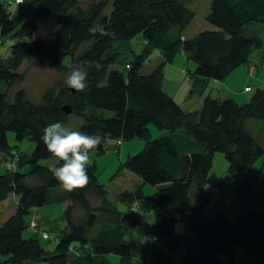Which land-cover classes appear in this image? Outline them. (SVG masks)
Returning a JSON list of instances; mask_svg holds the SVG:
<instances>
[{
	"label": "trees",
	"instance_id": "1",
	"mask_svg": "<svg viewBox=\"0 0 264 264\" xmlns=\"http://www.w3.org/2000/svg\"><path fill=\"white\" fill-rule=\"evenodd\" d=\"M110 1L90 0L80 8L81 0H23L10 11L7 0H0V43L4 36L13 40L9 54H0V203L10 195L17 198L15 211L0 223V264H174L170 251L179 248L184 256L177 264H234L237 258V264L243 258L247 264H264V159L260 168L252 170L264 148L245 126L247 119L264 121V86L254 88L241 105L231 95L218 99L209 94L211 80L223 82L231 71L251 63L253 51L261 48L260 38L242 31L247 24H264V0H211L204 17L209 27L191 38H185L184 31L195 13L178 0H112L105 14ZM51 15L61 17V22L46 45L43 39H33V34L37 22ZM137 36L142 47L135 53L129 41ZM179 51L191 59L182 70L183 80L190 86L188 97L191 93L202 97L198 110H184L163 89V67ZM122 52L131 53V58L113 68ZM154 52L161 62L142 73ZM42 53H47L46 66L56 70L59 79L42 92L40 102L32 101L23 88L10 95L12 85L24 79L19 72L24 60ZM66 57L69 65L64 64ZM81 62L93 67L88 87L77 92L65 84L64 74ZM97 62L103 66L99 71L94 68ZM251 66L253 76L257 66ZM63 105L83 119L77 130L111 134L105 144L92 150L96 155L114 147L110 140H142L143 148L127 157L120 169L137 176L142 184L155 186L156 191L146 196L140 185L121 192L118 196L128 208L120 212L98 182L95 163L88 168L86 186L58 191L60 184L49 166L39 164L41 159L54 158L40 137L48 124L67 122ZM102 110L112 115L103 117ZM150 124L167 133L152 139ZM8 132L16 140L32 141L33 150H12ZM216 152L224 154L229 174H243L232 185L238 196L233 225L227 209L206 213L209 198L203 187ZM5 159L14 162V168L8 169ZM192 190L196 194L191 196ZM90 197L99 198L100 205L92 206ZM51 203L65 205L66 226L57 231L54 248L47 250L40 243V239L49 242L45 229L24 237L29 229L25 216ZM139 210L153 213L156 232L151 239L164 240L167 249H152L150 260L144 259L146 249L133 247L125 239L127 226L140 223ZM106 221L108 227L88 235L96 223ZM158 230L171 234L162 237ZM222 254L227 260L221 259ZM108 255L117 256V262Z\"/></svg>",
	"mask_w": 264,
	"mask_h": 264
},
{
	"label": "rangeland",
	"instance_id": "2",
	"mask_svg": "<svg viewBox=\"0 0 264 264\" xmlns=\"http://www.w3.org/2000/svg\"><path fill=\"white\" fill-rule=\"evenodd\" d=\"M4 1V0H2ZM82 3L79 5L80 8L84 6L85 2L90 0H81ZM98 1V0H96ZM112 1V0H111ZM110 5L107 8L105 14H108L111 9ZM181 3L185 4L187 7L192 9L195 13V17L191 21L188 27L190 34L195 30H203L207 26L204 24V17L208 13L209 3L211 0H178ZM60 20V21H59ZM61 17L57 15H51L45 18L44 20H39L37 22L38 28L33 34V39H43L48 45L53 36L55 29L60 25ZM256 25L254 28L250 24L245 25L242 35L256 36L261 39L262 46L260 49H255L252 53L251 61L257 64V69L264 70V24H251ZM187 27V28H188ZM186 28V29H187ZM185 29V31H186ZM184 31V33H185ZM2 43H0V54L7 55L9 54V46L13 43V40L9 39L8 36L2 38ZM132 50L135 53H138L142 47V41L139 36L131 39L129 41ZM116 44H120L117 42ZM47 53H42L33 59H25L19 68V72H23L24 79L20 83L12 85L9 94L12 95L13 92L19 88L25 89L27 96L32 101L40 102V96L42 92L52 86L58 79L59 74L54 69H49L47 65ZM131 53L122 52L118 62L113 65V68L120 67L119 62L122 60H128L131 58ZM178 56H181L182 62L181 65H178L177 68L171 66L172 62L177 63ZM176 59V60H175ZM191 59L187 58L182 51L177 52L170 63L166 64L163 67V89L164 91L171 95L173 98L177 99L181 87H186L189 91L190 86L184 82V74L182 69H187L186 62H190ZM161 62V56L154 52L149 60L144 62L142 66V73L147 74L151 72L159 63ZM70 58L66 57L64 59V64L69 65ZM244 66V65H243ZM246 66V65H245ZM189 69V68H188ZM179 71L176 72V71ZM191 73V71H188ZM253 72V71H251ZM251 83V82H250ZM219 85L220 90L211 89L210 97L224 99L228 94L235 99L238 104H244L254 91L252 88L250 93H244L245 96H237L241 92L233 93L226 88V79L223 82H213L211 85ZM209 86V87H210ZM192 99L185 101L186 103H180V105L185 106L189 103H194L196 99V94L191 93ZM11 98V97H10ZM241 98V99H240ZM243 98V99H242ZM202 103H199L195 107L198 110L201 107ZM103 114V117H110L112 113L107 110L100 111ZM83 123L81 117L76 116L73 113L67 114L66 124L70 129L77 130L78 127ZM245 126L251 131L253 138L264 148V121L257 119H247ZM150 135L152 139L159 138L167 133V131L158 130L153 124L148 126ZM8 144L12 150H17L20 153H30L34 148V143L28 139L16 140L15 134L12 132L7 133ZM110 146H114L106 153L102 155H96L94 151L89 152L91 163L96 164L97 180L100 184L104 186L107 191V199L110 204L118 211L125 212L127 210V204L120 200L119 194L125 190H133L138 186L142 185V191L144 195H151L156 191V187L150 184H142V181L139 180L134 174H130L124 169H120L121 163H123L127 157L137 154L143 148V141L138 138H133L129 141H123L120 145L117 144V141L110 140ZM118 145V147H116ZM117 149H116V148ZM264 159V155L259 157L253 164L252 170L255 171L260 168ZM56 163V158L41 159L39 161L40 165L50 166ZM26 168V167H24ZM228 163L224 157L223 153L216 152L213 157L212 167L208 173V181L203 187V192L209 198V205L206 207V213L210 214L215 210L227 209L228 218L230 223L233 225L237 213V200L238 196L236 191L233 189L232 185L238 182L242 178V172L239 171L235 175H231L227 172ZM120 169V170H119ZM3 171V168L0 167V172ZM25 171V170H22ZM218 189L223 196L226 197V200L221 198V194L218 195L216 192ZM65 190L61 186L58 188V191ZM192 194H196L195 190H192ZM228 199L230 201H228ZM17 198L13 195H10L5 201L0 203V223L3 222L7 216L15 211ZM89 201L92 206H98L101 203V200L97 197H90ZM230 202V203H229ZM65 205L62 203H51L46 204L38 208L32 209L25 218L29 222L31 219H34L37 222V228L35 230L28 229L24 233V237H29L35 232H39L40 228L45 229L49 233V242L46 240L40 239V243L45 246L47 250L54 248L57 243V231L66 226V220L62 217L63 209ZM79 208V207H78ZM79 210V209H78ZM79 213V211L77 212ZM137 218L140 220L139 224L133 226H127L125 230V239L133 247H139L146 249L144 259L150 260L152 258L150 252L152 249H162L167 251L164 240L158 239L153 241L151 237L156 232L154 225V217L151 211H138ZM110 223L108 221L104 223H96L92 228L89 229L88 235L97 234L102 228L108 227ZM170 255L174 264H177L181 258L184 256V249L179 248L173 251H170ZM108 259L112 262H117L118 257L115 255H108ZM221 259L227 260V256L222 254ZM238 258L234 264H237ZM249 261L245 258L242 259L241 264H247ZM250 264V263H249Z\"/></svg>",
	"mask_w": 264,
	"mask_h": 264
},
{
	"label": "clouds",
	"instance_id": "3",
	"mask_svg": "<svg viewBox=\"0 0 264 264\" xmlns=\"http://www.w3.org/2000/svg\"><path fill=\"white\" fill-rule=\"evenodd\" d=\"M103 33V29H100ZM107 34V33H103ZM90 62H81L65 72L64 82L77 92H83L88 87ZM100 63H95L96 71L102 69ZM110 133L96 131L92 134L80 130H72L63 122L48 124L40 137L46 151L52 157L58 158L57 163L49 166V171L60 186L71 192L83 188L89 183L88 168L90 166L89 152L98 149L106 143Z\"/></svg>",
	"mask_w": 264,
	"mask_h": 264
},
{
	"label": "crops",
	"instance_id": "4",
	"mask_svg": "<svg viewBox=\"0 0 264 264\" xmlns=\"http://www.w3.org/2000/svg\"><path fill=\"white\" fill-rule=\"evenodd\" d=\"M208 28L209 25L207 23H204ZM250 26H253V25H250ZM255 27V25H254ZM253 27V28H254ZM189 28L188 27L184 33V37L185 38H191L192 36H194L197 32L201 31V30H195L192 34L188 33L189 31ZM177 58V63H174V61L171 63L172 65L171 66H174L177 68L178 65H181V62H182V59H181V56H178L176 57ZM176 60V59H175ZM250 65H256L257 64L254 62H251L249 63L248 65H242L240 67H237L236 69H234L233 71H231L229 73V75L225 78L226 79V88L229 89V93L230 91L235 93H238V92H241L240 94H238L237 96H245L244 93H250L252 88H256V87H261V86H264V70L263 69H260L258 70L257 67H256V73L253 75V76H250L249 75V66ZM183 70V69H182ZM176 72L179 73V71L177 70ZM224 79V80H225ZM213 82L215 81H210V84H212ZM251 82V83H250ZM249 88L250 90L248 91H245L244 89L245 88ZM210 90L213 88V89H217V90H220V88H224V87H220V84L219 85H211L210 87ZM209 90V92H210ZM187 88L184 86V87H181V90L179 91V94H178V97L177 99L174 98V100L177 102V103H186L185 101H187V98H189L188 100L192 99V96H187ZM210 94V93H209ZM228 95H231V94H228ZM202 97H200V95H196V99L194 101V103H189V104H186L185 106H182L184 110L186 111H191V110H196L195 107L198 106L199 103H202ZM241 99V98H240ZM243 99V98H242Z\"/></svg>",
	"mask_w": 264,
	"mask_h": 264
},
{
	"label": "built area",
	"instance_id": "5",
	"mask_svg": "<svg viewBox=\"0 0 264 264\" xmlns=\"http://www.w3.org/2000/svg\"><path fill=\"white\" fill-rule=\"evenodd\" d=\"M22 1L23 0H7V2H6L7 9H9L10 11H13L15 6L18 5V4H21ZM251 71H254V67L253 66H251L249 68V72L250 73H251ZM11 154L13 155L12 158L14 157L13 159L17 160V158H18L17 154L15 152H11ZM6 166H7L8 169H12V168H14V162H7ZM134 210H136V209H134ZM35 226H36L35 222L31 221V227H35ZM41 233H42V237L43 238L47 237V233L46 232H41ZM152 239L155 240V237H153Z\"/></svg>",
	"mask_w": 264,
	"mask_h": 264
},
{
	"label": "water",
	"instance_id": "6",
	"mask_svg": "<svg viewBox=\"0 0 264 264\" xmlns=\"http://www.w3.org/2000/svg\"><path fill=\"white\" fill-rule=\"evenodd\" d=\"M61 110L64 111L65 113H70L71 109L68 105H63L61 107ZM158 233L162 236V237H167L171 234V232L165 231V230H158Z\"/></svg>",
	"mask_w": 264,
	"mask_h": 264
},
{
	"label": "bare ground",
	"instance_id": "7",
	"mask_svg": "<svg viewBox=\"0 0 264 264\" xmlns=\"http://www.w3.org/2000/svg\"><path fill=\"white\" fill-rule=\"evenodd\" d=\"M193 12H194V11H193ZM117 144L120 145V143H117ZM4 163H5V165H6V163H7V160H6V159H5ZM13 196H14V195H13ZM28 228H29L30 230H35V228H36V226H35V227H31V220L29 221Z\"/></svg>",
	"mask_w": 264,
	"mask_h": 264
}]
</instances>
